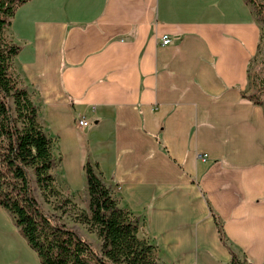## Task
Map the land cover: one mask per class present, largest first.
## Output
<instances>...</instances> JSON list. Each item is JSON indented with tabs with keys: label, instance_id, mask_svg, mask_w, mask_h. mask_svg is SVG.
I'll return each mask as SVG.
<instances>
[{
	"label": "crops",
	"instance_id": "1",
	"mask_svg": "<svg viewBox=\"0 0 264 264\" xmlns=\"http://www.w3.org/2000/svg\"><path fill=\"white\" fill-rule=\"evenodd\" d=\"M261 34L244 0H30L6 33L64 184L91 164L161 264H264ZM0 264H40L2 208Z\"/></svg>",
	"mask_w": 264,
	"mask_h": 264
},
{
	"label": "trees",
	"instance_id": "2",
	"mask_svg": "<svg viewBox=\"0 0 264 264\" xmlns=\"http://www.w3.org/2000/svg\"><path fill=\"white\" fill-rule=\"evenodd\" d=\"M30 0H0V208L14 220L21 236L40 264H161L157 249L140 239L139 218L118 206L94 167L83 172L88 212L66 198L55 182L54 140L38 119V109L16 74L13 61L20 48L6 35L17 9ZM261 25L264 49V0H244ZM253 93L243 98L261 106L264 114V78L249 73ZM39 199L55 212L69 215L87 227L100 243L95 249L61 218L44 212ZM220 242L221 226L214 217ZM230 264H251L230 252Z\"/></svg>",
	"mask_w": 264,
	"mask_h": 264
},
{
	"label": "rangeland",
	"instance_id": "3",
	"mask_svg": "<svg viewBox=\"0 0 264 264\" xmlns=\"http://www.w3.org/2000/svg\"><path fill=\"white\" fill-rule=\"evenodd\" d=\"M261 32H262V29H261ZM249 72H250V75H252L253 73H258V75L260 77L264 78V49L261 47V45H260V50H259L258 54L250 62ZM252 93H253V88L251 86L250 90L244 94L250 95ZM53 153H54V156L56 159V164H55V167L53 169V175L55 177L56 185L58 186L61 193L66 198H69L71 200V202L76 205V207H78L80 210L88 212V195H87V192L84 193V192L79 191L78 193H74L72 190L68 189V187L64 184V161H62V163H60V154L58 153V148H57L56 143H54V145H53ZM39 201H40L42 208H43L45 213H47L48 215H54L58 218L60 217L62 222L65 223L69 228L73 229L80 237L84 238L89 243H91L95 249H97V250L99 249V246H100L99 241L97 240V238L95 237L94 234H92L91 232L88 231L86 226L75 222L73 217H71L69 215H61L60 212H55L51 205L42 202L40 199H39ZM5 214L8 217L9 221L11 222V225L16 226L13 218L7 212H5ZM18 232H19V230H18ZM19 234H20V232H19ZM20 236H21V234H20ZM236 256H237L238 260H242L243 257H245V256H242V254L238 253L237 251H236ZM246 260H247V262H249L247 258H246Z\"/></svg>",
	"mask_w": 264,
	"mask_h": 264
},
{
	"label": "built area",
	"instance_id": "4",
	"mask_svg": "<svg viewBox=\"0 0 264 264\" xmlns=\"http://www.w3.org/2000/svg\"><path fill=\"white\" fill-rule=\"evenodd\" d=\"M161 42H162L163 45H166V44L169 42V39H168L166 36H164V37L162 38ZM78 125H79V126H82V125H83V121H79V122H78ZM198 157H199V158H203L204 156H202V155H198Z\"/></svg>",
	"mask_w": 264,
	"mask_h": 264
}]
</instances>
